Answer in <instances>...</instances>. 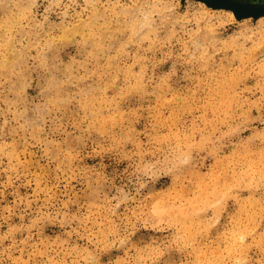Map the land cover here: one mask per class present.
Masks as SVG:
<instances>
[{"label": "rangeland", "instance_id": "1", "mask_svg": "<svg viewBox=\"0 0 264 264\" xmlns=\"http://www.w3.org/2000/svg\"><path fill=\"white\" fill-rule=\"evenodd\" d=\"M198 2L0 0V264H264V19Z\"/></svg>", "mask_w": 264, "mask_h": 264}, {"label": "water", "instance_id": "2", "mask_svg": "<svg viewBox=\"0 0 264 264\" xmlns=\"http://www.w3.org/2000/svg\"><path fill=\"white\" fill-rule=\"evenodd\" d=\"M204 2L213 9L231 10L237 19L253 17L254 19L264 16V7H253L232 0H197Z\"/></svg>", "mask_w": 264, "mask_h": 264}, {"label": "bare ground", "instance_id": "3", "mask_svg": "<svg viewBox=\"0 0 264 264\" xmlns=\"http://www.w3.org/2000/svg\"><path fill=\"white\" fill-rule=\"evenodd\" d=\"M232 1H235V2H238V3H241V4H244V5H251L252 4V3L251 4L250 3H246L244 1L242 2L240 0H232ZM198 4H200V7L201 6H206V4L204 2H198ZM262 5H264V3H262ZM251 6H253V7H260L261 5L260 4L259 5L258 4H252ZM213 10H216V9H213ZM226 14H228L230 16V18H234L235 17L234 14H233V12L231 10H226ZM260 17H261V19H264V16H260ZM259 18H257V19H259Z\"/></svg>", "mask_w": 264, "mask_h": 264}]
</instances>
